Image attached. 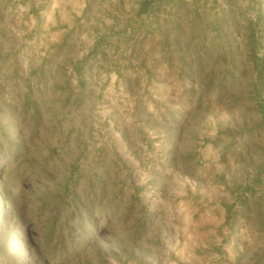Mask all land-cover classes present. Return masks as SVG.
Here are the masks:
<instances>
[{
  "label": "rangeland",
  "instance_id": "rangeland-1",
  "mask_svg": "<svg viewBox=\"0 0 264 264\" xmlns=\"http://www.w3.org/2000/svg\"><path fill=\"white\" fill-rule=\"evenodd\" d=\"M6 1L0 264H264V0H151L125 36L92 0L54 44L49 0Z\"/></svg>",
  "mask_w": 264,
  "mask_h": 264
},
{
  "label": "crops",
  "instance_id": "crops-1",
  "mask_svg": "<svg viewBox=\"0 0 264 264\" xmlns=\"http://www.w3.org/2000/svg\"><path fill=\"white\" fill-rule=\"evenodd\" d=\"M41 1L42 0H7L6 4L8 3L10 8H14V10L17 11V19L21 24H24L27 19L31 23H34V19L38 18L37 12L42 10V5H40ZM91 1L92 0H49L47 2V11L45 10V17L48 19L47 26L57 27L54 34H48L49 44H54L55 42L59 43L64 40L66 35H71L73 26H75V30L78 26L80 27V25L81 28L87 26V16L91 6H93ZM96 1H101L102 3L100 7H102L103 10L102 13L98 15V17H103L105 19L102 23L106 25L111 23L116 25L115 29L118 30L116 33H120L123 36L130 34L131 25H135L136 16L139 15L142 17V15H146L152 7L151 0ZM96 7H98V5H96ZM45 17L43 16L42 19ZM91 22H93V20H91ZM24 33V30L20 31L19 37L21 40L27 39ZM83 33H86V31L82 30L80 34ZM40 36L44 37L45 35L41 34ZM31 38L37 40L36 36H32ZM40 40H42V38ZM51 51L52 49H49L47 55H50ZM126 97L130 98L129 95H126ZM111 100H115L116 104H118L122 99L118 95L111 97Z\"/></svg>",
  "mask_w": 264,
  "mask_h": 264
}]
</instances>
